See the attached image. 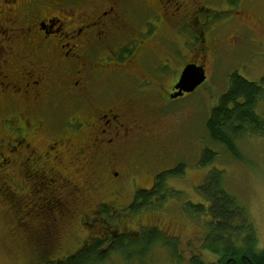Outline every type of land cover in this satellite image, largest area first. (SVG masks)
<instances>
[{"label": "flooded vegetation", "instance_id": "obj_1", "mask_svg": "<svg viewBox=\"0 0 264 264\" xmlns=\"http://www.w3.org/2000/svg\"><path fill=\"white\" fill-rule=\"evenodd\" d=\"M224 1L228 18H237L242 0ZM201 2L0 0V13L16 21L7 32L0 23V199L9 198L13 230L36 250L35 264L130 258L133 243L153 233L150 245L178 244L144 217L162 213L166 194L177 190L166 175L184 164L151 166V183L136 174L146 171L145 152L169 148V139L159 143L167 133L156 120L169 99L187 92L171 97L181 73L166 86L156 80L161 67L144 57L156 50L155 28L171 39L166 35H183L179 27L194 19L200 23L194 32L213 48L201 30L210 10ZM146 67L156 79L135 74ZM116 75L126 87L133 82L131 95L114 92ZM66 241L72 246L64 249Z\"/></svg>", "mask_w": 264, "mask_h": 264}, {"label": "rangeland", "instance_id": "obj_2", "mask_svg": "<svg viewBox=\"0 0 264 264\" xmlns=\"http://www.w3.org/2000/svg\"><path fill=\"white\" fill-rule=\"evenodd\" d=\"M201 1L199 7L204 4L210 9L203 16L205 25L201 30L204 29V37L208 36L214 47L209 46L207 49L202 36L196 35L200 30V23L196 19L191 20V24L179 27L183 35H166L168 38L172 37L171 39L164 38L158 28H155L157 32L154 34H157L158 39L147 41H151L150 44L155 45L156 50L147 51L144 58L148 66L159 65L162 75L156 79L150 76L147 67L143 71L135 69V74L143 73L139 74L142 78L152 77L161 80L160 82L166 86H169L175 74L182 73V68L189 63L203 65L207 75L206 80L193 92L186 93L179 99H169L167 105L161 108L164 112H159L156 122L165 129L163 133H167V138L159 143L169 139V148L166 144H159L160 154L154 155L157 153L154 151L153 156H150L152 153L145 152L146 158L143 161L147 172L136 174L139 179L143 181L147 179L151 183L153 174L149 172L151 166L160 169L165 164L164 167H169L173 159L184 164L182 169H175L166 175L172 187L175 186L177 189L176 193L166 194L164 205L168 203L167 210H164L166 208L162 205V213L158 210L151 211L150 217L151 212L148 211L149 214L144 217L145 220L160 223L164 230L175 234L178 237V244L173 247L159 244L144 247L149 238L144 235L139 241L141 243H133L136 252L130 258L119 256V259L114 261L102 260L94 264H190V258L194 254L200 255L207 262L216 260L217 254H213L204 245L209 241V229L213 220L208 211L209 202L200 193L201 190L195 187L203 180L207 181L214 169L222 172L220 184L223 190L234 198V204L243 210L247 224L254 230L256 239L253 249L255 251L264 249V131L237 138L240 156L236 157L224 145L212 140L206 125L211 108L229 87V78L233 72L236 71L264 87V38L259 37L264 36V25L261 22L264 18V0H242L241 4L236 5V10L240 11L234 14L238 16L237 18H228L230 9L224 0ZM18 3L20 1L12 3V7ZM4 6L3 9L10 7ZM11 12L13 16L21 19L22 15ZM0 15L4 31L12 30L11 27L16 21L10 18L11 14L2 12ZM66 16L72 19L73 13L69 11ZM239 29L242 30V35L239 34ZM185 34H189V37ZM8 41L9 39L6 42ZM11 42L14 44L12 39ZM132 78L135 79L133 76ZM113 79L116 82L113 83L114 92L126 96L132 94L131 80L126 79V87L120 83L125 78L116 75ZM257 112L264 118V96L258 103ZM166 148L167 151H164ZM206 148L215 151L217 155L212 162L201 165L200 160ZM5 200L0 199V264H35L33 257L35 258L36 250H31L19 235L16 236L9 198ZM191 203L202 204L204 209L194 214ZM240 222V218L234 221L235 224ZM235 245L247 246L241 242V237ZM60 246L65 249L72 245L66 241Z\"/></svg>", "mask_w": 264, "mask_h": 264}, {"label": "trees", "instance_id": "obj_3", "mask_svg": "<svg viewBox=\"0 0 264 264\" xmlns=\"http://www.w3.org/2000/svg\"><path fill=\"white\" fill-rule=\"evenodd\" d=\"M229 80V87L211 108L206 125L212 140L239 157L236 139L245 134L264 131V118L257 112L258 103L264 96V87L236 71L230 75ZM216 155L215 151L206 148L200 160L201 165L212 162ZM220 175L221 171L212 170L207 181L199 188L209 202L208 211L213 218L209 241L204 245L213 254H217L218 258L207 262L200 255L194 254L190 258V264H264V249H253L256 239L254 230L247 224L243 210L234 204V198L223 190ZM191 206L194 214L204 209L202 204L191 203ZM238 218L241 222L235 224L234 221ZM152 235L153 239L149 237L145 245H150L157 238L154 233ZM240 237L246 247L235 245Z\"/></svg>", "mask_w": 264, "mask_h": 264}, {"label": "water", "instance_id": "obj_4", "mask_svg": "<svg viewBox=\"0 0 264 264\" xmlns=\"http://www.w3.org/2000/svg\"><path fill=\"white\" fill-rule=\"evenodd\" d=\"M206 78L207 75L203 65H198L195 62L187 64L182 70L180 78L175 85L177 91L172 94L171 97H178L185 92H193L206 80Z\"/></svg>", "mask_w": 264, "mask_h": 264}]
</instances>
